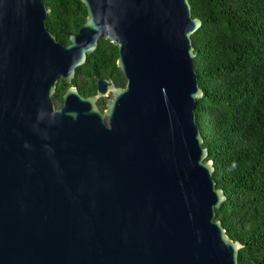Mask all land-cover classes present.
Returning a JSON list of instances; mask_svg holds the SVG:
<instances>
[{
  "label": "water",
  "instance_id": "water-1",
  "mask_svg": "<svg viewBox=\"0 0 264 264\" xmlns=\"http://www.w3.org/2000/svg\"><path fill=\"white\" fill-rule=\"evenodd\" d=\"M81 2L63 44L44 0H0V264H241L196 121L202 20L189 0ZM101 38L125 86L69 85L57 107Z\"/></svg>",
  "mask_w": 264,
  "mask_h": 264
},
{
  "label": "trees",
  "instance_id": "trees-1",
  "mask_svg": "<svg viewBox=\"0 0 264 264\" xmlns=\"http://www.w3.org/2000/svg\"><path fill=\"white\" fill-rule=\"evenodd\" d=\"M51 9L48 29L63 44L86 20L81 0H44ZM202 26L193 35L194 69L203 89L196 121L214 162L213 178L226 199L215 210L227 234L243 244L241 264H264V0H189ZM106 53V55H105ZM118 48L101 38L70 84L63 79L53 95L75 85L83 96L108 70L116 83L125 78L116 65Z\"/></svg>",
  "mask_w": 264,
  "mask_h": 264
},
{
  "label": "flooded vegetation",
  "instance_id": "flooded-vegetation-1",
  "mask_svg": "<svg viewBox=\"0 0 264 264\" xmlns=\"http://www.w3.org/2000/svg\"><path fill=\"white\" fill-rule=\"evenodd\" d=\"M105 55H106V53H105ZM103 78H105L106 80L112 81L114 83V85L117 86V87H124L125 86V84L124 85L117 84L115 79L112 77L111 73L108 70V58H106V56H105V77H103ZM125 83H126V79H125ZM91 95H93V94H91ZM111 96H112L111 93L108 92L104 98H101L99 100V105H100L101 108L105 107L106 100L109 99ZM61 105H62V102L58 101L57 107H60Z\"/></svg>",
  "mask_w": 264,
  "mask_h": 264
},
{
  "label": "rangeland",
  "instance_id": "rangeland-1",
  "mask_svg": "<svg viewBox=\"0 0 264 264\" xmlns=\"http://www.w3.org/2000/svg\"><path fill=\"white\" fill-rule=\"evenodd\" d=\"M56 105L58 104V101H55Z\"/></svg>",
  "mask_w": 264,
  "mask_h": 264
}]
</instances>
